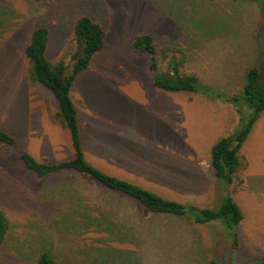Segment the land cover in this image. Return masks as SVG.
Masks as SVG:
<instances>
[{
	"label": "rangeland",
	"instance_id": "obj_1",
	"mask_svg": "<svg viewBox=\"0 0 264 264\" xmlns=\"http://www.w3.org/2000/svg\"><path fill=\"white\" fill-rule=\"evenodd\" d=\"M247 4L0 0V129L14 135L18 147L49 162L74 157L69 130L56 118L58 101L30 80L25 47L34 28L48 26V58L69 61L74 21L87 15L107 34L71 90L86 158L110 174L201 208L218 209L230 194L246 219L237 228L240 244L234 248L224 220L198 224L145 215L140 203L104 190L87 175L64 170L40 177L26 168L17 146L8 155L7 147H0V209L11 222L0 264H37L43 251L51 252L57 264H210L212 259L259 264L264 256V192L258 191V185L264 189V112L240 150L252 185L242 193L240 173L228 185L211 168L212 146L237 131L251 112L244 102L225 98L241 93L250 66L258 65L264 74V20L258 18L264 0ZM137 33L153 35L159 49L184 50V71L197 73L206 87L194 92L158 88L150 56L132 46ZM157 57L166 70L160 53ZM113 154L126 157L121 167L103 159Z\"/></svg>",
	"mask_w": 264,
	"mask_h": 264
},
{
	"label": "trees",
	"instance_id": "obj_2",
	"mask_svg": "<svg viewBox=\"0 0 264 264\" xmlns=\"http://www.w3.org/2000/svg\"><path fill=\"white\" fill-rule=\"evenodd\" d=\"M261 1V0H239ZM259 23L264 20L263 15L258 17ZM193 22L199 23L193 14ZM229 25L231 26L230 22ZM240 35V28H237ZM256 31V29H255ZM106 30L102 23L87 15L77 17L73 24L74 48L68 53L69 61L61 59L52 62L47 51L50 40L48 26H38L33 29L25 47V56L28 59V74L30 80L51 91L59 104L56 113L57 120L69 130L74 157L58 162L39 160L27 150L17 146V139L10 132L0 129V147H7L8 155L12 146H17L18 153L27 169L40 177L64 170L87 175L110 193L119 194L143 206L145 215L158 217L186 218L198 224L214 220H224L232 231L233 247L240 244L237 228L245 218L240 205L228 194L218 209L201 208L193 203H183L165 197L151 188L110 174L87 158L82 143L78 108L74 103L71 90L78 76L90 67L94 55L101 50L106 41ZM132 46L138 54L150 56V68L154 84L168 92H194L205 88L201 77L195 72H185L187 54L181 48L165 46L158 48L153 35L137 33L134 35ZM160 53L167 69L162 70L161 62L157 57ZM226 101L232 103L244 102L251 108L249 116L242 120L241 127L234 133L221 138L211 148V168L215 178L223 179L228 185L235 181L243 163L240 150L254 129L256 122L264 112V74L258 65H252L246 72L243 90L238 95L228 96ZM10 219L4 210L0 209V247L4 244L10 229ZM37 264H57V259L49 251H43L37 258ZM210 264H218L212 259ZM264 264V256L259 260Z\"/></svg>",
	"mask_w": 264,
	"mask_h": 264
},
{
	"label": "crops",
	"instance_id": "obj_3",
	"mask_svg": "<svg viewBox=\"0 0 264 264\" xmlns=\"http://www.w3.org/2000/svg\"><path fill=\"white\" fill-rule=\"evenodd\" d=\"M238 4H242V5H245V4H247V2L246 1H239L238 0ZM248 5V4H247ZM259 16H260V12H259ZM254 20L255 19H252L251 20V25H253L255 22H254ZM242 23H245V22H242ZM245 26H246V23H245ZM80 128H81V125H80ZM248 139V138H247ZM105 156H103V159H105V160H109V163L111 164V163H118V165L121 167V165H122V163H123V160H124V163H125V158L123 157V156H121L120 154H113V155H111V156H109V157H105ZM108 158V159H107ZM242 160V163H243V165H242V167H241V169L239 170V172L238 173H240L241 175L240 176H242L241 177V179H242V181H243V184H242V189H241V192L242 193H244V190H246V188L248 187H250L252 184H251V182L248 180L249 178L245 175V170H246V168H247V166L249 165V164H247V162H246V159H241ZM162 165V164H161ZM160 165V166H161ZM114 175H117V176H120V175H118V174H114ZM149 188V187H148ZM152 189V188H151ZM258 191H260V192H264V189H262L261 187H259V185H258ZM261 199H264V198H261ZM246 219L244 218L243 219V221H245ZM243 224V222L242 223H240V225H239V229H240V226Z\"/></svg>",
	"mask_w": 264,
	"mask_h": 264
}]
</instances>
